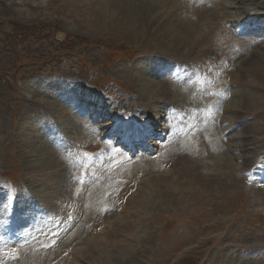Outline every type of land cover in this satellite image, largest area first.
I'll return each mask as SVG.
<instances>
[{
  "label": "rangeland",
  "instance_id": "obj_1",
  "mask_svg": "<svg viewBox=\"0 0 264 264\" xmlns=\"http://www.w3.org/2000/svg\"><path fill=\"white\" fill-rule=\"evenodd\" d=\"M182 1L0 0V264H264V0Z\"/></svg>",
  "mask_w": 264,
  "mask_h": 264
},
{
  "label": "bare ground",
  "instance_id": "obj_2",
  "mask_svg": "<svg viewBox=\"0 0 264 264\" xmlns=\"http://www.w3.org/2000/svg\"><path fill=\"white\" fill-rule=\"evenodd\" d=\"M99 1H101L102 3H103V1H106V0H99ZM110 1V0H109ZM124 1V0H123ZM127 1V0H126ZM140 1V0H139ZM184 1V0H183ZM182 1V2H183ZM178 2V1H177ZM180 2V4H181V1H179ZM99 3V2H98ZM105 3V2H104ZM109 3H111V2H109ZM170 3V2H169ZM112 4H113V0H112ZM166 4V3H165ZM177 4V3H176ZM107 5V4H106ZM115 5V4H114ZM132 5V4H131ZM136 5V4H135ZM101 6V5H100ZM141 6V5H140ZM171 6H172V4H171ZM102 7V6H101ZM104 7V6H103ZM107 7V6H106ZM110 7V6H109ZM141 8V7H140ZM124 10H128V12H129V10H131L132 8L129 6V5H127L126 7L124 6V8H123ZM170 9V8H169ZM111 10V9H110ZM131 11H133V10H131ZM145 11V10H144ZM201 11V10H200ZM141 17L140 18H143V19H147V15L144 13V12H142L141 11ZM150 14V13H149ZM114 15V14H113ZM127 15V14H126ZM119 17V16H118ZM127 17V16H126ZM150 18V17H149ZM139 20V19H138ZM149 20V22H150V20H151V22H152V24H151V26H157V27H154L157 31H159V30H161L160 28L162 27V25H165V22H163V23H161V22H159V23H156V22H154L153 21V19L151 18V19H148ZM200 20V19H199ZM122 21V20H121ZM183 23V22H182ZM181 23V24H182ZM160 24H162V25H160ZM185 24V23H184ZM178 25V24H177ZM180 25V24H179ZM188 25V24H187ZM192 26L189 24L187 27H185L184 25H180V26H177V28H180L181 29V31H184L185 33H186V36L187 37H189V31H190V29L189 28H191ZM196 27V26H195ZM176 28V29H177ZM149 29V28H148ZM166 28H163L162 30H165ZM129 31V30H128ZM168 30L166 29V32H167ZM178 31H179V29H178ZM141 32V31H140ZM160 32V31H159ZM192 32V31H191ZM190 32V33H191ZM162 33V32H161ZM170 33V31L168 32V34ZM182 33V32H181ZM158 35V34H157ZM167 35V34H166ZM172 35V34H171ZM171 35H169L170 37H171ZM175 36V35H174ZM183 36V35H182ZM169 39V38H168ZM183 39V38H182ZM182 39H181V37H179V41H182ZM186 39V38H185ZM178 40V39H177ZM189 40V39H188ZM169 43L170 44H172V43H174L175 45H177V44H179L178 43V41H174V40H172V39H169ZM169 43H167V44H169ZM191 43V42H190ZM155 72V71H154ZM164 73H166V72H164ZM158 74V73H157ZM159 74H161V73H159ZM170 75V74H169ZM158 78V77H157ZM161 79V78H160ZM144 81V80H143ZM165 84V83H164ZM142 85H144V84H142ZM174 88V87H173ZM166 89L164 88V85H163V82H162V80H160V82H158L157 83V90H156V92L157 91H160L161 93H163L164 94V91H165ZM168 90H170V89H168ZM167 91V90H166ZM173 91V90H172ZM175 91V90H174ZM171 92V91H170ZM170 92L169 91H167V94H170ZM155 95V94H154ZM156 95H159V94H156ZM159 96H161V95H159ZM87 98V97H86ZM81 101V100H80ZM99 101V100H98ZM102 102V101H101ZM103 103V102H102ZM164 103V102H163ZM167 103V102H166ZM170 103V102H169ZM230 105V104H229ZM99 109V113H98V115L99 116H104L103 115V111L104 110H102L101 108H98ZM78 110V109H77ZM63 112V111H62ZM105 112V111H104ZM65 114V113H64ZM105 117H110L111 115L109 114V113H105ZM112 117V116H111ZM116 119H117V117H116ZM158 119H160L159 117L158 118H155L154 117V121H151V122H153V124H152V127H154L155 125H156V123H158ZM172 119V118H171ZM115 120V119H114ZM79 121V120H78ZM119 121V120H118ZM80 122V121H79ZM81 125V124H80ZM106 125V124H105ZM145 125H147V123L145 124ZM154 125V126H153ZM33 126V125H32ZM118 126H119V122H116V123H114V126L111 128V130H110V132L109 133H113L114 131H115V129L116 128H118ZM158 125H156V127H157ZM76 127V126H75ZM90 126L89 125H87V124H85V123H83L82 122V126H80L78 129L80 130V136L82 135V136H84V134H87L88 136L90 135L89 134V131H88V128H89ZM125 128V127H124ZM123 128V129H124ZM164 130H165V132H166V134H165V138H167V136H168V132L170 131V129L169 128H163ZM132 129H125L124 130V132H123V135L124 134H126V133H128V132H130ZM132 131H134V132H138V133H140L141 134V136L140 137H135L134 135L133 136H131L132 137V142H134V144L137 146V145H143V143L140 141V139L141 140H144V139H142V138H144L145 136H153V135H155V133L156 132H154L155 130L153 129V128H151L150 127V125L148 126V127H142V128H140V129H137V130H132ZM98 132V131H97ZM138 133H136V136H137V134ZM146 133V134H145ZM142 135H145V136H142ZM30 136V135H29ZM81 136V137H82ZM87 136V137H88ZM35 138V137H34ZM80 138V137H79ZM129 139V138H128ZM29 140H31V139H29ZM81 140V139H80ZM122 140V139H121ZM26 141V140H25ZM24 141V142H25ZM33 141V140H32ZM71 141H72V139H71ZM147 141V142H146ZM145 141V143H153V142H150V140L149 139H147ZM128 142L129 141H126L125 143H127V147H130V145L131 144H133V143H130V144H128ZM26 143V142H25ZM108 145V144H107ZM234 146V145H233ZM69 147V146H68ZM106 147V146H105ZM109 147V146H108ZM59 148V147H58ZM69 149V148H68ZM74 150H77L76 149V147L75 148H73ZM234 149V148H233ZM234 150H236V145H235V149ZM61 151V150H60ZM69 152H72L70 149L68 150ZM68 152V154L67 155H69L70 153ZM77 152V151H76ZM58 153V152H57ZM61 154V152L59 153V155ZM63 154V153H62ZM77 154H79V156H81L80 155V153L79 152H77ZM36 154H31V157H32V159H33V161L30 159L29 160V162H28V164L32 167V168H34L35 170H37V173H38V176H39V179H35L36 180V182H37V185H40V184H42V186H46V189L48 190V186H49V183H52V180H53V178H56L57 177V175L58 174H60V170H62V169H60L59 168V166L61 165V163L56 159V156H55V153H52V158H50L51 159V162H50V164H49V166H47L46 167V170L45 171H43L38 165H37V163H35V158H34V156H35ZM64 155H66V154H64ZM73 155V154H72ZM25 156V155H24ZM23 156V157H24ZM76 156V155H75ZM68 157V156H67ZM70 157V156H69ZM69 157H68V159H69ZM73 157V156H72ZM72 157H70V158H72ZM80 160H82L83 162H85L86 161V159H85V157H81L80 158ZM27 164V165H28ZM71 164V163H70ZM28 165V166H29ZM68 165H69V163H68ZM80 165V164H79ZM78 165V166H79ZM86 165V164H85ZM77 166V167H78ZM84 166V165H83ZM27 167V166H26ZM80 167V166H79ZM82 168V167H81ZM88 168V167H87ZM89 169V168H88ZM118 169V168H117ZM29 171V170H28ZM74 171V170H73ZM56 172V173H55ZM78 172V171H77ZM82 172V171H81ZM81 172L79 173V174H81ZM61 173H62V171H61ZM56 174V175H55ZM78 174V175H79ZM44 175H48L47 177L46 176H44ZM61 175V174H60ZM54 176H56V177H54ZM26 177V176H25ZM63 177V176H62ZM77 177V176H76ZM28 178V177H27ZM27 178H25V179H27ZM61 178V177H60ZM24 179V180H25ZM50 179V180H49ZM57 179V178H56ZM264 179V178H263ZM31 180V179H30ZM33 180H34V178H33ZM41 180V181H40ZM40 181V182H39ZM51 181V182H50ZM62 181V180H61ZM64 181H66V180H64ZM32 182V181H31ZM35 182V181H34ZM70 182V181H69ZM68 182V183H69ZM55 182H53V184H54ZM67 183V182H66ZM33 185V184H32ZM36 185V184H35ZM29 187V186H28ZM72 187V186H71ZM31 188V187H30ZM40 188V187H39ZM52 189V188H51ZM68 190H70V188L68 189ZM45 191V190H44ZM51 191V190H50ZM27 192V191H26ZM46 192V191H45ZM48 192V191H47ZM53 192V191H52ZM58 192V191H57ZM72 192H74L73 194H75V192H79V191H77V186L75 187V185L73 186V188H72ZM28 193V192H27ZM34 193V192H33ZM44 193V192H43ZM54 193V192H53ZM68 194V193H67ZM86 194V193H85ZM65 195V194H64ZM90 195V194H89ZM12 196V195H11ZM79 196H81V195H79ZM88 196V195H87ZM10 197V196H9ZM18 197V196H17ZM22 197V196H21ZM36 197V196H35ZM72 198H74L75 199V197L74 196H71ZM11 198V197H10ZM55 198V197H54ZM63 198V197H62ZM68 197H64V199H63V204H65L68 208L70 207H73V203H74V200L73 199H71V201L70 200H68L67 199ZM25 199V198H24ZM31 199H32V197H31ZM40 198H38V200H39ZM47 200H48V198H46ZM45 199V200H46ZM52 199V198H51ZM22 199L20 198V201H21ZM33 200V199H32ZM42 200V199H41ZM64 200H68V202H65ZM73 200V201H72ZM49 201V200H48ZM14 202V201H13ZM16 202V201H15ZM14 202V203H15ZM28 202V201H27ZM31 202V201H30ZM38 202V201H37ZM55 202H56V199H55ZM61 202V203H62ZM5 203V202H4ZM3 203V204H4ZM41 203V202H40ZM49 203V202H48ZM56 203H60L59 202V198H58V201L56 202ZM86 203V202H85ZM88 203V202H87ZM11 204H12V202H11ZM10 204V205H11ZM25 204H27V203H25ZM47 204V203H46ZM77 204V203H76ZM79 204V203H78ZM28 205H30V204H28ZM27 205V206H28ZM37 205H38V203H37ZM40 205V204H39ZM85 205H87V204H85ZM32 206V205H31ZM42 206V205H41ZM54 206H55V204H54ZM56 206H58V205H56ZM88 206V205H87ZM2 207V206H1ZM36 207V206H35ZM53 207V206H52ZM75 207V206H74ZM12 208V207H11ZM19 208V207H18ZM28 208H31L32 209V207H28ZM31 209H29V210H31ZM37 209H38V207H37ZM65 209V208H64ZM80 209H82V208H80ZM3 210V209H2ZM13 210V209H12ZM19 210V209H18ZM54 210V209H53ZM85 210V209H84ZM7 211H9V209L7 210ZM36 211V210H35ZM50 211H52V209L50 210ZM58 211V210H57ZM86 211V210H85ZM14 212V211H13ZM18 212V211H17ZM20 212V211H19ZM18 212V213H19ZM48 212V211H47ZM53 212V211H52ZM68 212V211H67ZM73 212V211H72ZM9 213V212H8ZM8 213H7V215H8ZM28 214L26 215V216H24V215H21L20 217L23 219L24 217L25 218H27V219H30L31 217H32V215L34 214L33 212H32V210L30 211V212H27ZM66 213V212H65ZM19 214H21V212L19 213ZM18 214V215H19ZM46 214V213H45ZM57 214V213H56ZM10 215H13L12 214V212H11V214ZM36 216H37V218L35 219L37 222H38V220H39V217H38V215L37 214H35ZM50 215V214H49ZM48 215V216H49ZM63 215V214H62ZM14 216H15V214H14ZM40 216V215H39ZM56 216V215H55ZM57 217V216H56ZM65 217V216H64ZM10 218H12V217H10V216H6L5 215V213H1V215H0V246H2V243L4 242V241H10L11 243H13V242H15V241H17L18 239H19V241H21V243L22 244H20L19 246H21V247H23V248H25V246H26V243H27V246L29 245V242H27V240H26V238H25V236H26V233L27 232H29L28 231V228L26 229V228H23V227H21V226H18L17 227V225H14L13 223H15V221H19V219H14L13 221H11L10 220ZM73 218V217H72ZM34 219V218H33ZM34 220V221H35ZM64 220V219H63ZM62 220V221H63ZM44 221V220H43ZM13 222V223H12ZM19 222H24V220H20ZM42 222V221H41ZM25 223V222H24ZM31 223V222H30ZM56 223V222H55ZM32 224V223H31ZM28 225V224H27ZM50 226V225H49ZM68 226V225H67ZM53 227V226H52ZM61 227V226H60ZM44 229V228H43ZM51 229V228H50ZM53 230V229H52ZM73 231V230H72ZM35 233V232H34ZM3 239H4V241H3ZM31 239V238H30ZM3 241V242H2ZM31 242V241H30ZM9 243V242H8ZM4 244V243H3ZM17 244V243H16ZM6 246V245H5ZM15 246H17L18 247V245H15ZM30 246V245H29ZM10 247V246H9ZM11 248V247H10ZM14 248V247H13ZM13 248H11L12 249V251L14 252V250H13ZM8 249V248H7ZM16 249V248H15ZM21 249V248H20ZM2 250H3V248H2ZM1 250V251H2ZM18 250V249H17ZM22 250H25V249H22ZM11 251V250H10ZM9 251V252H10ZM8 252V251H7ZM17 252V251H16ZM15 252V253H16ZM18 252H20L19 254H21L22 255V253H24V251L21 253V251L20 250H18ZM17 252V253H18ZM26 252V251H25ZM32 252H34V254H36L37 253V251H32ZM27 253L29 254V252L27 251ZM2 255H3V253H1ZM7 254V253H6ZM71 253L69 252V254H68V258H70V255ZM11 255V254H10ZM13 255V254H12ZM11 255V256H12ZM27 255V254H26ZM4 256V255H3ZM10 256V257H11ZM9 257V258H10ZM4 258V257H3ZM7 259V258H6ZM71 259V258H70ZM8 260H11V259H8ZM23 260V259H22ZM9 263H11V262H9ZM13 263V262H12ZM11 263V264H12ZM70 263H72V261H70V260H66V262H65V264H70Z\"/></svg>",
  "mask_w": 264,
  "mask_h": 264
}]
</instances>
